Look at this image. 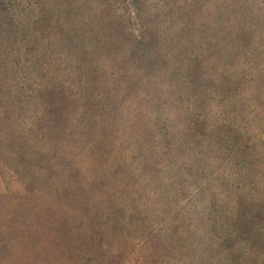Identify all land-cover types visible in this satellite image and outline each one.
<instances>
[{
	"label": "rangeland",
	"instance_id": "obj_1",
	"mask_svg": "<svg viewBox=\"0 0 264 264\" xmlns=\"http://www.w3.org/2000/svg\"><path fill=\"white\" fill-rule=\"evenodd\" d=\"M0 1V264H264L260 164L244 181L229 175L236 170L216 159L205 120L197 128L188 111L194 87L248 47L264 68V0ZM203 4L237 25L224 31L205 16L206 37L188 30L165 47L164 29L176 32ZM137 8L150 44L142 55ZM190 51L202 62L187 72ZM75 73L69 97L63 84ZM255 120L257 137L264 117ZM137 200L145 211L128 212Z\"/></svg>",
	"mask_w": 264,
	"mask_h": 264
},
{
	"label": "trees",
	"instance_id": "obj_2",
	"mask_svg": "<svg viewBox=\"0 0 264 264\" xmlns=\"http://www.w3.org/2000/svg\"><path fill=\"white\" fill-rule=\"evenodd\" d=\"M0 4L3 5V2L0 1ZM136 15L138 27V31L136 30L137 36L135 37L138 42V44L136 45V50H138L142 55L145 54V51L148 48H150V44H148V42H145L147 39V36L145 34L146 32H148V27L142 22V18L144 15L143 10L141 9L138 14L137 8ZM205 16L209 20L212 19L214 28H216L217 26H223L224 31L230 30L235 24L237 25L238 22L235 18H229L227 21H225L222 17H220V14L219 16L216 15L214 16V18H212L209 8L203 4L202 6L193 9L191 13L187 14L185 21L177 25L176 32L175 30L174 32H168L167 29H164L166 33V37L163 41L164 46L171 47L173 41L181 38L182 34H187L188 30L189 32L192 31L193 34H196L197 39L206 37L207 31L210 32L211 30V26L206 27L205 22L201 21V19ZM231 20L232 23H230ZM245 22L246 25L249 26L247 21ZM256 24L259 23L254 22L253 25ZM243 26L245 27L244 22ZM159 31L160 30H158V32ZM193 34L190 32L189 35L193 40H195ZM66 39L67 41H69L68 33L66 34ZM70 42L73 43L72 38ZM179 43L180 41H178V44ZM169 53L170 55H172V52ZM164 57V63H161V66L163 65V67H166L168 66V59L166 54H164ZM187 57L189 65L185 66L183 64V67L187 72L192 70V67L194 65H197L196 67L199 68V64L202 62L200 52L190 51L188 52ZM245 59H252L250 61L248 60V66L241 63ZM259 60L260 58H258V54L255 52V48L248 47L247 52L244 53V55L241 59L238 60V62L233 63V66L230 69L222 68L219 70V72H211L210 77L206 78V82L204 83V85H200L201 88L194 87V89L190 92L188 100L190 101V99H192L194 103L192 104L191 109L188 108V111H190L191 114H194L193 119L195 121V124H197L198 126L197 128H201L202 120H205L206 127L204 128L209 131V135L211 136L213 141H215L217 146L214 152V154H217L216 159L218 161L220 160L221 162L225 161L227 167L231 166L236 170L234 174H230L228 172L229 175L234 178L236 177V179L240 181H244L243 176L244 174H247L246 171L252 170L250 168L256 167L257 164H260L257 166V168L259 167V174L264 183V133H261V135H258L257 137L255 136V133H253V127H255L257 123H260L256 122L255 119L264 117V91L263 88H260V90L255 89L257 84H261L259 83V81L264 83V68L261 67L262 69H259V66L256 65ZM150 63L151 64L149 66L151 70H154L153 65H156L157 63L155 62V60H150ZM172 67L173 65L171 64V68ZM152 75L153 74L150 72L143 73L137 76V79L141 80L142 78H144V76H149V78H151ZM72 76L73 77L71 79L67 80L63 84V91L69 97L75 95V93L73 92L74 87L77 86L78 82H80L81 79L76 73L75 75L72 74ZM198 77L202 80V74H198ZM233 88L235 89V92L231 91V89ZM237 88H239L240 90H236ZM200 94L204 96V102L198 101V95ZM248 98L250 99V101L252 100V103H246V99ZM198 113H201L202 116H200V114L197 115ZM158 114L160 115V113ZM159 129L160 131H164V129H167V126L159 127ZM192 135L194 137L197 135L196 128L192 130ZM256 146H261L262 149L257 152L255 148ZM192 150L195 158L198 157L199 152L196 149ZM256 153L260 154L259 158ZM226 154L228 156L225 157ZM254 158H258L259 160L257 162H254ZM40 169L44 171V168L41 167ZM220 169L218 170L217 175H220ZM66 172V168L63 169V174H65ZM243 172L245 173L243 174ZM48 187H50V185H46L43 189L41 188L42 190L39 193L31 190V194H43L44 190ZM82 190H84V188H82ZM71 197H74V194ZM86 198L87 197L84 198L82 206L84 207V209L89 210L90 205L89 203H87ZM243 199L244 197L239 199V201L241 202L243 201ZM37 202L38 198L35 199L34 203ZM145 207L146 206L142 202L137 200V202L133 201V210L131 208L125 209L130 213L138 214L139 211L144 212ZM28 209L26 207H23L22 210L24 212ZM121 214V221H125V217L123 216L124 214ZM230 217L233 222L237 220L238 215L231 214ZM135 221L138 226H142L147 223L144 218H142V220H138L137 218L135 219ZM219 221L220 220L218 218L216 222L218 223ZM260 221L262 220L258 218L256 220H253L248 227L245 228V226H243L246 232V241L252 239V235L256 232L257 229H259L258 226L260 224ZM154 228L155 226L150 225V231L148 233L150 234L151 231L154 233H158L160 231L159 229L156 232L154 231ZM203 245L204 243L201 246Z\"/></svg>",
	"mask_w": 264,
	"mask_h": 264
}]
</instances>
